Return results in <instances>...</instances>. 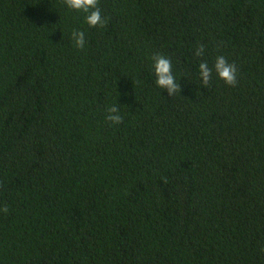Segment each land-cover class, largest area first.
Wrapping results in <instances>:
<instances>
[{
  "label": "trees",
  "instance_id": "obj_1",
  "mask_svg": "<svg viewBox=\"0 0 264 264\" xmlns=\"http://www.w3.org/2000/svg\"><path fill=\"white\" fill-rule=\"evenodd\" d=\"M98 7L0 0V264H264V0Z\"/></svg>",
  "mask_w": 264,
  "mask_h": 264
},
{
  "label": "clouds",
  "instance_id": "obj_2",
  "mask_svg": "<svg viewBox=\"0 0 264 264\" xmlns=\"http://www.w3.org/2000/svg\"><path fill=\"white\" fill-rule=\"evenodd\" d=\"M99 0H63V3L72 10L85 13V23L89 27L100 26L106 24V19L102 17L101 10L98 7ZM71 39L78 49H82L85 44L84 32L73 30ZM204 45H199L195 50L197 57L202 56L204 53ZM153 71L156 77L155 83L161 89H166L168 95L179 93L181 91L178 84V79L173 75L172 62L169 58L162 54H156L152 57ZM213 72L228 86H235L237 84V68L235 63H229L223 55L216 57L212 67H209L206 61L199 63V76L201 83L204 86H209L212 79ZM105 119L113 125H118L123 122L120 115V110L117 106L112 105L107 108V115ZM7 213V207L0 209Z\"/></svg>",
  "mask_w": 264,
  "mask_h": 264
}]
</instances>
